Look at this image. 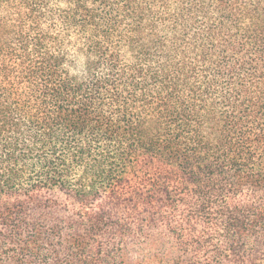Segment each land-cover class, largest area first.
<instances>
[{
	"label": "trees",
	"instance_id": "1",
	"mask_svg": "<svg viewBox=\"0 0 264 264\" xmlns=\"http://www.w3.org/2000/svg\"><path fill=\"white\" fill-rule=\"evenodd\" d=\"M0 264H264V0H0Z\"/></svg>",
	"mask_w": 264,
	"mask_h": 264
}]
</instances>
